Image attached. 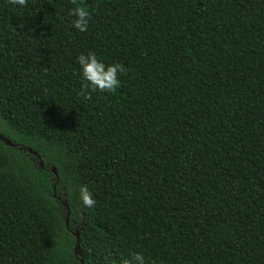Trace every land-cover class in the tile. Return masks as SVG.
<instances>
[{
    "label": "trees",
    "instance_id": "trees-1",
    "mask_svg": "<svg viewBox=\"0 0 264 264\" xmlns=\"http://www.w3.org/2000/svg\"><path fill=\"white\" fill-rule=\"evenodd\" d=\"M0 135V264H264V0H0Z\"/></svg>",
    "mask_w": 264,
    "mask_h": 264
},
{
    "label": "clouds",
    "instance_id": "clouds-1",
    "mask_svg": "<svg viewBox=\"0 0 264 264\" xmlns=\"http://www.w3.org/2000/svg\"><path fill=\"white\" fill-rule=\"evenodd\" d=\"M15 6H26L27 0H11ZM69 15L73 17L72 26L81 32L87 31L90 13L83 7H74L69 10ZM79 73L83 86L93 90L115 92L120 86V74L126 72V66L121 62L106 63L98 59L93 51L80 53L77 57ZM76 195L80 204L86 207H93L96 200L86 184H80L76 189ZM131 258H124L118 264H144L145 256L141 251L130 254Z\"/></svg>",
    "mask_w": 264,
    "mask_h": 264
},
{
    "label": "water",
    "instance_id": "water-1",
    "mask_svg": "<svg viewBox=\"0 0 264 264\" xmlns=\"http://www.w3.org/2000/svg\"><path fill=\"white\" fill-rule=\"evenodd\" d=\"M0 139L2 141H4V143L7 144V145H12L13 144L9 139H7L6 137H4L2 135H0ZM23 149L28 151L29 153L34 154L38 158L39 165L43 166V161H42L40 155L36 151L32 150L30 147H26V148H23ZM52 171L55 172V168L54 167H52ZM66 207H67V205H66ZM66 223H68V215L66 216ZM75 236L77 238L75 253H79V240H80L79 239V233L75 232Z\"/></svg>",
    "mask_w": 264,
    "mask_h": 264
}]
</instances>
